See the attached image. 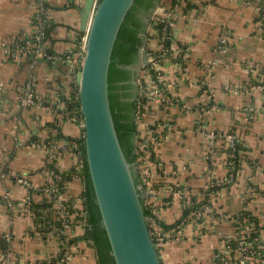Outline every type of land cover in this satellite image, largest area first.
<instances>
[{
  "label": "crops",
  "instance_id": "obj_1",
  "mask_svg": "<svg viewBox=\"0 0 264 264\" xmlns=\"http://www.w3.org/2000/svg\"><path fill=\"white\" fill-rule=\"evenodd\" d=\"M84 2L0 0V264H37L62 250L55 236L33 229L23 206L30 190L44 182L48 158L64 177L63 197L82 192V128L70 120L79 115L70 103L87 34V24L80 26ZM158 3L175 14L166 41L170 57L156 78L168 103L146 109L147 123L165 136L152 181L160 197L170 198L158 219L171 228L181 224L159 255L162 264H214L216 255L233 254L225 239L237 229L248 230L254 247H264V24L257 9L264 0H186L174 8L168 0ZM40 26L46 52L56 58L12 56L11 48L32 39ZM147 45L156 50V38ZM25 88L33 105L20 101ZM187 106L207 111L193 113ZM200 125L233 135L241 147L235 169L225 164L223 136L216 137V153L208 158ZM215 180L224 187H212L213 193L209 185ZM206 197L213 213L204 223L184 217L192 207L185 202ZM237 216L243 217L240 225ZM74 244L69 264H96L91 246ZM246 264H256L255 258Z\"/></svg>",
  "mask_w": 264,
  "mask_h": 264
},
{
  "label": "water",
  "instance_id": "obj_2",
  "mask_svg": "<svg viewBox=\"0 0 264 264\" xmlns=\"http://www.w3.org/2000/svg\"><path fill=\"white\" fill-rule=\"evenodd\" d=\"M134 0H85L80 9L81 29L87 34L82 63L75 72L78 88L77 111L81 116L87 172L115 264H162L144 212V198L150 194L135 183L131 165L124 157L108 104L107 72L118 29ZM155 6L145 20V30ZM145 30L139 34L143 40ZM138 49L135 75L147 63ZM136 86V85H135ZM149 210V208H147Z\"/></svg>",
  "mask_w": 264,
  "mask_h": 264
},
{
  "label": "built area",
  "instance_id": "obj_3",
  "mask_svg": "<svg viewBox=\"0 0 264 264\" xmlns=\"http://www.w3.org/2000/svg\"><path fill=\"white\" fill-rule=\"evenodd\" d=\"M96 1L98 0H93V3L95 4ZM258 2H260V0H258ZM257 9L260 13L259 23L262 25L264 24V6L259 4L257 5ZM174 14L175 13L172 11V9H166L165 6L157 3L156 7L150 15L148 27L145 30V38L141 47L147 55V63L140 67L138 74L135 77V85L138 92V96L136 99V111L134 116V121L136 123L137 129L135 136V152L138 158L137 168L139 169L140 175L142 177V182H140V184L143 185L150 193L144 198V206L146 208H149L150 211V215L148 216L149 230L158 252L160 251L163 243L168 240V238H171L173 234H176V232H178L179 226L181 224H178L179 226L172 227L163 231L156 228V223L154 222V218L158 219L162 209L170 202V198L167 196L160 197L159 185L152 181V178L156 173V170L153 169H155L156 166L160 165V162L158 160V148L160 143L164 140L165 136L155 130L154 124L153 126H151L147 123L146 109L148 107V104L157 103L158 105L165 106L168 103L167 99L160 89L156 78L160 74V67L164 65V62L169 58L167 57V54L169 53L170 48L169 46L163 44V40L166 39L167 41V36L164 35L163 31V33H161L160 35V38H156V50L149 49L147 44L148 41L152 38H149L147 33L150 30V22L152 19H157L158 22L164 21L165 25L171 27ZM43 36L44 31L42 26H40L37 28V31L33 35L32 39H26L11 48L12 56L25 55L27 53H36L47 58L55 59V56L47 54L46 48L42 43ZM82 59L83 54L81 60L78 63V67L82 63ZM61 60L64 59L61 58ZM77 97L78 88L76 86L74 89L75 101H77ZM20 101L26 105H33L34 99L30 88L24 89L23 94L20 97ZM143 101L145 102L143 103ZM196 107L191 110L192 107L187 106L186 110L192 111L193 113L195 110L198 113L207 111L203 107ZM70 120H72L73 122L77 121L78 123H81V116L80 114L72 115L70 117ZM200 126L201 127L197 129V132L205 139L204 146L208 158L216 153L214 147L216 137L223 136L224 138H226V140L228 141V150L224 153L226 158L225 164L228 166L229 170H233V167L236 163H234L233 160V158L235 157L233 153V147L235 146L233 135L225 133H221V135H218L215 131L210 130L202 125ZM43 178L44 182L38 189H36L39 192L38 201L40 199L49 201V199L52 198V205L39 208L38 211L42 213L39 218H36L34 213L29 210V204L32 200L30 195H28L23 200V206L26 212L33 218V229L40 234L55 236L62 246L64 245V241L66 239L72 238V236L77 233H75L74 231L75 228L76 231L77 228H79L83 232L86 225L85 219L81 217L79 213L76 216L70 215L71 206L79 205L82 201V195L81 193H79L75 195L71 200H66L63 197V189L61 188L62 190H60V188H58V184L62 185L64 177L62 173L57 170L52 164V160L50 158L47 159L43 168ZM18 181L21 182V179H18ZM220 185H222V180H215L210 182L209 186L212 188ZM215 192L216 190L214 189L213 193ZM206 199V201H203V199L201 200L195 198L185 202V205L189 206L200 203L199 208L190 214L192 219L199 221L200 223H204L205 217L209 215L211 216V214L213 213V210L209 204V197H206ZM53 210H55L57 213L56 217H54V215L52 216L53 220L60 222V230H57L54 227L51 220L43 219V217L46 216L45 214L51 213ZM242 218V216H237L236 218H234V222L240 225L242 222ZM68 228H70V231L73 233V235L66 234V236L61 237V233H66V230ZM248 235V230L246 232H240L237 229L233 237H227L225 239L226 246L233 252V254L231 256L222 254L216 255L214 264H246V260L249 257L255 258L256 264H264V247H260V249L254 247V242H252L253 239H251ZM61 246L60 249H62ZM75 247L76 246L74 243L69 244L67 247H65V249H62V251L58 255L49 257L45 261L37 264H69L70 259H72L73 257Z\"/></svg>",
  "mask_w": 264,
  "mask_h": 264
},
{
  "label": "trees",
  "instance_id": "obj_4",
  "mask_svg": "<svg viewBox=\"0 0 264 264\" xmlns=\"http://www.w3.org/2000/svg\"><path fill=\"white\" fill-rule=\"evenodd\" d=\"M161 0H134L131 7L126 12L124 19L118 29L116 38L113 43V47L110 54V63L107 72V96L108 104L111 112L113 125L117 134L119 144L125 159L131 164L135 165L133 170V178L135 183L142 182L139 169L137 168V154L135 152V136H136V123L134 121L136 111V99L138 96L137 88L133 83L134 71L129 66L136 63L138 58V49L142 45V39L139 34L145 30V20L148 18L151 9L156 3ZM183 1L186 4V0H168L169 7L177 6ZM168 36L170 33V27L165 25V22H158L157 19H152L150 22V30L147 33L149 38H160L161 33ZM163 44H166V39L163 40ZM167 57H170L169 53ZM76 102L70 103V107L76 106ZM145 101H143L144 103ZM75 108V107H74ZM241 151V147L236 145L233 147L234 163ZM79 156L81 160V167L79 174L81 176L83 188H82V201L79 205H72L70 215H79L85 219L86 225L81 235H73L72 238L66 239L64 245L61 246L65 249L69 244L76 243L78 241L86 242L93 248L96 264H115L113 256L111 254V248L109 244L106 231L102 224L100 211L95 200L93 188L89 179V175L86 168L84 158L83 145H79ZM234 165V169H235ZM219 186L217 187L222 188ZM60 190L63 189L61 184H58ZM62 188V189H61ZM216 188V187H215ZM212 188V189H215ZM216 188V189H217ZM33 194L39 196V192L36 189L30 190V196ZM207 199L204 198L203 201ZM53 199L49 201L40 199L31 200L29 204V210L32 211L35 217L39 218L42 213L38 211L39 208L51 206ZM200 206V203H196L190 209L184 211V217L193 213ZM74 208V209H73ZM144 212L146 215H150V211L144 206ZM43 217L45 220H51L52 224L57 230H60L61 225L59 221L53 220L57 216L55 210L51 213L45 214ZM156 228L161 230H167L171 228L170 225H166L162 221L154 218ZM70 235V228L66 230V233H61V237ZM62 251V250H61Z\"/></svg>",
  "mask_w": 264,
  "mask_h": 264
}]
</instances>
